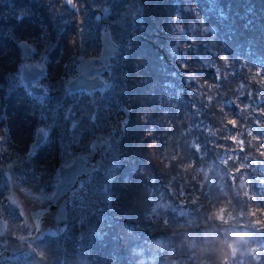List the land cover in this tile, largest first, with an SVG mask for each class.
<instances>
[{
    "label": "trees",
    "instance_id": "16d2710c",
    "mask_svg": "<svg viewBox=\"0 0 264 264\" xmlns=\"http://www.w3.org/2000/svg\"><path fill=\"white\" fill-rule=\"evenodd\" d=\"M8 2L0 3V163L7 144L11 157L33 154L23 174L34 155L56 156L65 132L46 153L41 145L30 153L56 105L23 82L22 44L55 49L59 76L86 62L81 47L101 50L104 30L116 46L102 73L112 65L110 86L78 110L82 127L102 116L107 157L85 194L95 205L85 243L67 263L228 264L227 247L245 238L246 264H264V0H112L118 20L107 27L96 0Z\"/></svg>",
    "mask_w": 264,
    "mask_h": 264
},
{
    "label": "rangeland",
    "instance_id": "374dc122",
    "mask_svg": "<svg viewBox=\"0 0 264 264\" xmlns=\"http://www.w3.org/2000/svg\"><path fill=\"white\" fill-rule=\"evenodd\" d=\"M4 1L11 3L10 0H0V3ZM96 1H98L94 5L96 10L105 11L113 4L112 0ZM108 14L106 19L98 18L97 21L100 25L105 24L107 27L111 22L118 20L117 11ZM52 25L57 27L58 23H52ZM114 41L116 40L114 39ZM17 42L22 43L20 39H17ZM28 45L32 47V53L21 59L22 67L34 65L46 67L45 74L37 82L45 88L46 95L36 98L40 102L50 99L56 105L54 112L46 116L45 123H39L36 127L30 143V153L37 150L35 140L39 131L46 135V139L41 145L43 152L40 153H46L44 145L53 144L51 139L57 136L58 130L65 132V135L60 134L61 146L56 156L50 158L46 155L47 157L42 158L34 155L28 172L24 174L23 158L31 157L33 154L26 153L23 158L16 156L17 154L11 157L12 151L9 144L3 147V150L7 152V158L1 160L0 163V173L2 174V178H0V264H69L67 260H70L71 253L73 254V251L79 253L83 248L88 215L95 211V205L85 200V194L92 177L103 172L107 157L106 146L99 148L95 142L99 138H104L98 135L103 133L98 132L96 122L102 120V116L100 115V119H98L96 115H90L93 124L89 123L87 128L91 129L93 136H90V139L89 137L83 139L87 128L82 127L78 110L82 108L86 99L93 107L106 90L103 89L104 91L100 90L99 92L96 90L92 93L85 90L69 91L68 85L77 76L79 65L72 70L68 68L67 71H70L65 76H59L60 62L56 58L60 55L54 56L55 49L48 51L46 48L41 51L36 47V42H28ZM101 52L102 48L99 51L97 49L92 51L87 46H83L79 53L82 58L84 57V61H88L89 57L101 56ZM111 68H113L112 65L109 71L102 75L105 80H107ZM47 96L49 99L46 98ZM57 106L60 107V111ZM109 137L111 136L107 138ZM84 142L88 143L87 147L82 146ZM79 156H87L91 159L88 165L89 175L81 178L75 188L61 197L54 206H51L50 210L41 218L37 235L32 238L36 229L32 213L41 207H47L61 181L62 169L72 165ZM25 238H28L26 242H24ZM238 242L240 243H237L236 247L230 243V249L228 247L226 249V253H231V261H227L228 264H246L245 258L252 251L247 246L249 242L245 238L238 239ZM10 253H16V255L10 257ZM251 258L253 261L257 260V256Z\"/></svg>",
    "mask_w": 264,
    "mask_h": 264
},
{
    "label": "water",
    "instance_id": "95a60500",
    "mask_svg": "<svg viewBox=\"0 0 264 264\" xmlns=\"http://www.w3.org/2000/svg\"><path fill=\"white\" fill-rule=\"evenodd\" d=\"M110 11L111 7H109L105 13L108 14ZM21 48L24 53V57H28L32 53V48L24 43L22 44ZM115 52L116 46L111 41L108 30H104L102 34V52L101 56L98 58V63L94 58L86 62H81L78 68V74L73 80L70 81L68 89L72 92L86 90L87 92L92 93L96 90H103L106 87H109L110 84L102 77V73L106 71V67L110 63L111 59L115 56ZM45 72L46 67L39 65H34L31 67L25 66L22 69L23 82L26 84L30 92L37 97L43 96L46 93L45 88L37 84L40 77L43 76ZM45 139L46 135L39 131L36 135L35 147L42 145ZM99 141L100 143L98 144ZM95 142L99 148H103V146L107 145V140L105 138H99ZM89 161H91L89 157L79 156L72 165L66 166L62 169L61 181L57 185L55 195L50 200L47 207H43L34 212L35 217H38L42 212L49 211L51 206H54L61 197L68 194L73 188H75L81 178L89 175ZM35 223L36 229L32 234V238L37 235L40 228V221ZM27 239L28 238H25L24 242H26ZM14 255H16V253H10V257H13Z\"/></svg>",
    "mask_w": 264,
    "mask_h": 264
},
{
    "label": "flooded vegetation",
    "instance_id": "af4514ba",
    "mask_svg": "<svg viewBox=\"0 0 264 264\" xmlns=\"http://www.w3.org/2000/svg\"><path fill=\"white\" fill-rule=\"evenodd\" d=\"M78 74V73H77ZM40 80V79H39ZM39 86H42L41 84H39V83H37ZM86 91V90H85ZM42 208V207H41ZM41 208H39V209H41ZM46 212H42L38 217H35L34 216V212L32 213V216H33V219L35 220V222H38V221H41V218H42V216L45 214Z\"/></svg>",
    "mask_w": 264,
    "mask_h": 264
},
{
    "label": "snow or ice",
    "instance_id": "6c2138e0",
    "mask_svg": "<svg viewBox=\"0 0 264 264\" xmlns=\"http://www.w3.org/2000/svg\"><path fill=\"white\" fill-rule=\"evenodd\" d=\"M262 75H264V73H262ZM229 123H233V124H235V121H229Z\"/></svg>",
    "mask_w": 264,
    "mask_h": 264
}]
</instances>
